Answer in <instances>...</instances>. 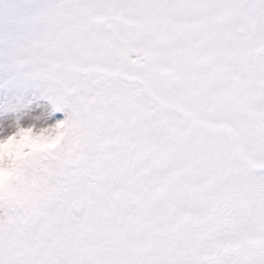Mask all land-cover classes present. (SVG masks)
I'll return each mask as SVG.
<instances>
[{"label":"snow or ice","instance_id":"obj_1","mask_svg":"<svg viewBox=\"0 0 264 264\" xmlns=\"http://www.w3.org/2000/svg\"><path fill=\"white\" fill-rule=\"evenodd\" d=\"M0 264H264V0H0Z\"/></svg>","mask_w":264,"mask_h":264}]
</instances>
